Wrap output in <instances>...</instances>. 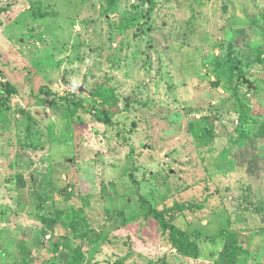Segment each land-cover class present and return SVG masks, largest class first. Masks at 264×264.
<instances>
[{
	"label": "rangeland",
	"instance_id": "1",
	"mask_svg": "<svg viewBox=\"0 0 264 264\" xmlns=\"http://www.w3.org/2000/svg\"><path fill=\"white\" fill-rule=\"evenodd\" d=\"M261 125L264 0H0V264H264Z\"/></svg>",
	"mask_w": 264,
	"mask_h": 264
},
{
	"label": "trees",
	"instance_id": "2",
	"mask_svg": "<svg viewBox=\"0 0 264 264\" xmlns=\"http://www.w3.org/2000/svg\"><path fill=\"white\" fill-rule=\"evenodd\" d=\"M235 68L232 69L233 74L235 73ZM10 92H12L11 89ZM254 135L261 139H264V125H261ZM151 212L154 216H156V218L159 219L163 229L169 231L172 244L178 249L179 252L192 257H198L200 255V249L198 244L193 240H191L190 235L188 233L183 232L180 228L176 227L173 224H170L164 213L154 210H151ZM79 222L80 221L77 218V213H76L72 219V223L77 226ZM244 250L245 249L242 247L241 244L235 242V244H233V247L229 251L227 256L230 260V263L234 264V262L237 260V256L239 252ZM49 264H58V263L50 262ZM67 264H79L78 257L77 256L73 257Z\"/></svg>",
	"mask_w": 264,
	"mask_h": 264
}]
</instances>
